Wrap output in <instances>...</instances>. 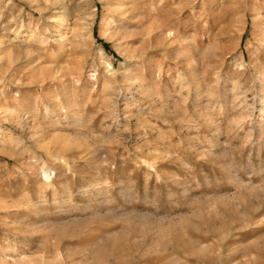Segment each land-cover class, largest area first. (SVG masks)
Returning <instances> with one entry per match:
<instances>
[{
	"label": "rangeland",
	"instance_id": "1",
	"mask_svg": "<svg viewBox=\"0 0 264 264\" xmlns=\"http://www.w3.org/2000/svg\"><path fill=\"white\" fill-rule=\"evenodd\" d=\"M0 264H264V0H0Z\"/></svg>",
	"mask_w": 264,
	"mask_h": 264
}]
</instances>
